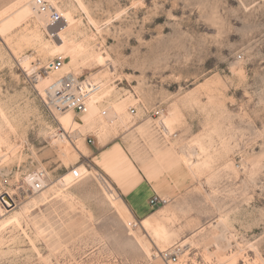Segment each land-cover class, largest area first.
I'll list each match as a JSON object with an SVG mask.
<instances>
[{
    "label": "rangeland",
    "instance_id": "rangeland-1",
    "mask_svg": "<svg viewBox=\"0 0 264 264\" xmlns=\"http://www.w3.org/2000/svg\"><path fill=\"white\" fill-rule=\"evenodd\" d=\"M32 1L0 0V196L16 202L0 203V264H165L158 254L175 244L190 248L181 264H264V0H47L64 19L51 28ZM58 57L102 84L82 115L45 106L58 73L31 82ZM157 106L165 115L146 119ZM120 141L134 154H98ZM75 142L78 157L59 154ZM38 170L45 188L33 193ZM143 181L170 199L148 226L122 195Z\"/></svg>",
    "mask_w": 264,
    "mask_h": 264
},
{
    "label": "built area",
    "instance_id": "built-area-1",
    "mask_svg": "<svg viewBox=\"0 0 264 264\" xmlns=\"http://www.w3.org/2000/svg\"><path fill=\"white\" fill-rule=\"evenodd\" d=\"M34 5L40 13L50 14V28L57 27L63 22L64 19L61 14H59L48 1L35 0ZM64 65L65 60L62 57L56 58L44 69L35 73L31 78V82L33 84H37L41 78H46L50 73L61 71L64 68ZM99 88L100 86L97 82L90 84L89 87L86 88L80 77L72 73H64L56 78L41 96L45 106L50 111V113L53 114V116H55L54 112L62 113L67 111L82 115L88 110L89 100L94 93L99 91ZM144 112L146 119L152 120H160L165 115V109L162 106L145 109ZM129 113L132 117H136L138 115V111L135 107H131L129 109ZM100 116L103 120L107 121L108 111H101ZM59 130L62 129L60 128ZM65 134H67L68 140L70 142H74L76 139L75 134L66 133V131ZM86 142L87 144L94 146L97 143V138L94 134L88 135L86 136ZM71 173L75 183L82 180L83 176L79 168H73ZM30 177L33 178V184L28 185V190L33 193L41 192L45 188L44 182L46 181V173L44 171L38 170L35 171ZM25 188L27 189V187H22V190ZM9 198L13 203V207H9V205L3 203L1 201V196L0 203L4 208L9 207V209L12 210L16 207V202L10 196ZM169 203L170 199L164 198L159 194H154L149 200V205L151 208L165 207ZM189 249V245L185 246L182 244H175L164 251H160L159 256L165 264H181V258L187 253V250Z\"/></svg>",
    "mask_w": 264,
    "mask_h": 264
},
{
    "label": "bare ground",
    "instance_id": "bare-ground-1",
    "mask_svg": "<svg viewBox=\"0 0 264 264\" xmlns=\"http://www.w3.org/2000/svg\"><path fill=\"white\" fill-rule=\"evenodd\" d=\"M34 1L35 0H33L32 1V3H29V10L32 12V15H36L37 16V18H38V20L40 21V23H42V25H44V22H46V21H49L50 22V14H45V13H40L38 10H37V8H36V6L34 5ZM47 1V0H46ZM49 3H51L50 1H48ZM51 6L54 8V9H56L57 10V8L51 3ZM58 13H59V11H57ZM60 14V13H59ZM82 48V46H79V47H77V48H75V47H73V48H71V49H69L68 51H67V56L69 57V58H71L72 59V65H75V63H76V56H77V54L79 53V49H81ZM49 49H52L53 51H55V50H57V47L56 46H43L42 47V50L43 51H49ZM41 50V51H42ZM43 53V52H42ZM45 53V52H44ZM100 57V61H102V62H104V63H108V61H109V56H107V57H105V56H103V55H100L99 56ZM32 57L31 56H23L22 57V59H21V61H22V63H23V65L24 66H26V67H28V64H29V61H30V59H31ZM36 69L31 65V67L30 68H28V69H26L25 71H26V73H28L29 75H31L34 71H35ZM68 69H66V71H67ZM36 72V71H35ZM56 73H58V76H56V77H53L54 79H56L57 77H59V76H61V74H63V73H65V70L64 69H62L61 71H59V72H56ZM72 74H74L73 72H71ZM55 74V73H54ZM75 75V74H74ZM47 78V77H46ZM46 78H41L39 81H38V83L36 84V86H35V88L37 89V86L41 83V82H43L44 81V79H46ZM93 83H95V82H88L86 85H84L86 88L87 87H89V85L90 84H93ZM98 84H99V86H100V88H99V91H100V89L102 88V84L101 83H99V82H97ZM50 86V84L49 85H46L45 87H44V89H43V91L41 92L42 94L44 93V91L48 88ZM38 88H40L41 89V86L39 85L38 86ZM98 92V91H97ZM96 92V93H97ZM96 93H94V94H96ZM68 112V111H67ZM67 112H62V113H58V116L59 117H61V116H63L65 113H67ZM176 119H177V117H176V112H172L171 114H170V116H167L166 118H165V120H164V123L162 124L163 125V127L166 129V131H167V133H166V135L167 134H170V130H169V127L170 126H172L174 123H175V121H176ZM161 126V125H160ZM66 133H67V131H66ZM71 134H75V138L78 140V138L80 137V135H81V132L80 131H78V135H76V131L75 132H71ZM169 136V135H168ZM64 140L66 141L67 140V138L66 137H59V140L57 141L58 142V144L61 146V144L62 143H64ZM83 140V139H82ZM68 141V140H67ZM69 142V141H68ZM1 144L2 143H0V146H1ZM74 145V144H73ZM75 146H76V148H74V147H68V148H66V149H63L62 147L60 148V150H59V154H61L62 156H64L65 158H76V157H78L79 156V152H78V149H77V145H76V142H75ZM186 148V147H185ZM10 150H12V148L10 149ZM190 151V150H189ZM187 152V151H186ZM199 154H201L200 153V150H198V149H194V150H191L190 152H188V154L186 153V155H188L187 157H188V160H192V159H194L195 158V156L197 157V155H199ZM6 156H0V162H1V160L2 159H4ZM63 160H65V159H63ZM66 161V160H65ZM64 161V162H65ZM69 164V163H68ZM29 177V176H28ZM26 183H28L29 185H31V184H33V178L32 177H30V178H28L27 180H26ZM44 187H45V183H44ZM26 189V188H25ZM167 206V205H166ZM165 206V207H166ZM7 209H9V207H6ZM14 209V208H13ZM10 210V209H9ZM156 220V219H155ZM163 221V220H162ZM168 221V220H167ZM143 223H146V225L147 224H149L150 222H149V218L148 219H145L144 221H143ZM168 223H169V221H168ZM155 225V224H154ZM148 226V225H147ZM216 226L217 227H219L220 229H222V230H224L225 228H226V222H225V220H223V219H220L218 222H217V224H216ZM155 232H156V234L157 235H161L162 236V238H164V236L162 235V234H164V233H166V235H167V227L164 225V224H161V225H159V226H157V228L155 229ZM168 236V235H167ZM168 238H169V236H168ZM167 239V238H166ZM185 246H187V245H185ZM148 251H150V249H148ZM151 252V251H150ZM158 256H159V254H158ZM159 258H160V256H159Z\"/></svg>",
    "mask_w": 264,
    "mask_h": 264
},
{
    "label": "crops",
    "instance_id": "crops-1",
    "mask_svg": "<svg viewBox=\"0 0 264 264\" xmlns=\"http://www.w3.org/2000/svg\"><path fill=\"white\" fill-rule=\"evenodd\" d=\"M122 143L123 141L113 144L98 154H134V152L131 150L130 153L126 152ZM154 194H156V192L153 190V188L143 181L132 191L122 195L125 203L131 209L134 216L138 219H145L151 213L149 200Z\"/></svg>",
    "mask_w": 264,
    "mask_h": 264
},
{
    "label": "water",
    "instance_id": "water-1",
    "mask_svg": "<svg viewBox=\"0 0 264 264\" xmlns=\"http://www.w3.org/2000/svg\"><path fill=\"white\" fill-rule=\"evenodd\" d=\"M1 201L5 204L9 205V207H13V203L7 194L1 196Z\"/></svg>",
    "mask_w": 264,
    "mask_h": 264
}]
</instances>
